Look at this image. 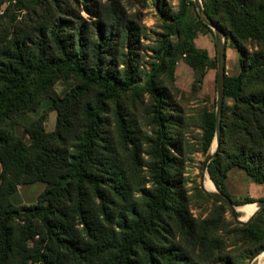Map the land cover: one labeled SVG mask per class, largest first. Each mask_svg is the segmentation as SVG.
Listing matches in <instances>:
<instances>
[{
	"label": "trees",
	"instance_id": "1",
	"mask_svg": "<svg viewBox=\"0 0 264 264\" xmlns=\"http://www.w3.org/2000/svg\"><path fill=\"white\" fill-rule=\"evenodd\" d=\"M84 1L89 8L88 0ZM165 4V0H157L167 21L155 47V59L146 71L139 67L136 26L122 15H104L91 26L70 15H57L48 30L42 25L20 29L0 46V178L5 182L0 186V264H73L52 248V241L74 252L86 251V264H202L185 252L179 238L210 249L206 234L217 226L218 219L205 220L208 225L203 221L201 226L188 207L189 197L180 181L184 117L179 104L170 106L172 97L161 82V73L172 74L175 56L184 53L196 79L201 80L205 66L215 64L216 57L194 43L199 24L211 29L198 14L196 21L189 18L194 0H179L175 11H168ZM203 6L225 32V47L229 40L239 51L240 63L236 74L224 73L223 94L233 102L223 101L219 148L207 170L234 204L253 203L256 198L232 197L225 177L230 167L238 166L253 181L264 182V0H203ZM247 40L258 46L248 48ZM124 42L127 51L121 47ZM67 76L77 82L62 96H53L50 91L55 80ZM125 94H147L151 101L153 131L146 140L152 186L143 187L140 201L132 196L118 146L120 142L127 147L130 142V160L138 165L141 137L116 104L118 139L105 127L111 102ZM48 96L54 98L57 110L55 129L46 131L36 120L25 126L31 140L24 141L14 132L13 118L34 109ZM84 97L80 106L83 120L70 148L64 138L71 123L66 107ZM201 126V148L207 151L216 130L213 110H204ZM19 179L46 182L37 203L14 205L7 200ZM112 194L122 199L116 214ZM201 194L220 210H230L214 195L203 190ZM65 201L78 213L93 243L81 242L64 227L60 218ZM15 218L25 219L26 224L14 225ZM38 219L42 234L28 247L26 238L35 232ZM231 230L236 241L249 250L264 247V205L248 223L235 224ZM217 241L219 247L221 241ZM227 260L239 264L228 256Z\"/></svg>",
	"mask_w": 264,
	"mask_h": 264
},
{
	"label": "rangeland",
	"instance_id": "2",
	"mask_svg": "<svg viewBox=\"0 0 264 264\" xmlns=\"http://www.w3.org/2000/svg\"><path fill=\"white\" fill-rule=\"evenodd\" d=\"M201 2L203 4V0ZM84 3V0H5L4 2H0V46L5 45L12 39L13 35H16V32L21 31L20 29L30 28V30H34L37 26L42 25L41 27L45 31L48 30L49 25L57 15H70L69 17L85 22L90 26L94 20L104 17V15H122L130 19L131 23L136 26L138 32L136 46L139 53V67L142 71L148 70L151 61L155 59V47L165 30V23L167 21L166 17L159 11L157 0H88L86 3L89 8ZM165 3L168 11H175L179 6V0H165ZM196 14H198L196 5L195 8L191 6L189 18L196 21ZM112 20L109 19L108 21ZM198 26L194 35V43L196 46L206 49L212 58L216 57L214 29L210 25L211 29H207L200 24ZM171 37L175 39L176 35L172 34ZM246 44L250 49L258 46L257 42L250 40H247ZM121 47L125 51L128 50L126 42ZM184 57V53H178L175 56L172 74L168 71L161 73V82L166 85L172 97L170 106H177L179 104L184 117L183 150L181 154L184 167L181 168V172L179 171L181 176L180 181L183 183L186 194L189 197L188 207L195 222L203 226V221L205 220L213 222L215 219H218V223L215 228L209 229L206 234V239L208 238L210 241V249H203V247H199L198 245H192L182 237L179 239L186 246L185 252L193 261H199L202 264H230L227 256L236 260L239 264H248L250 260L251 263H255L261 258L263 264L264 251L257 253L259 249L254 250V248H251L249 250V248L240 244V241H236L232 235L231 228L239 223L233 217L231 209L222 211L218 208L216 202L201 194L202 190L207 192L204 189L205 186L203 187L200 182L203 161L207 152L212 151L216 145L214 133L208 150L204 151L201 148L203 134L201 114L204 110H213L214 112L216 110L217 61H215V64L206 65L202 79L197 80L195 69L185 61ZM121 66H123V62L119 63V67ZM239 70V51L230 46L229 40H227L225 47V73L232 75L236 74ZM76 82L77 79L73 76L60 77L53 83L50 93H53V96L55 93L56 97H60L70 90ZM86 98L84 97L74 105H66V111L71 123L64 138L65 146H69L70 148L74 144L83 120L80 106ZM53 99L52 96L43 97L34 109L23 111L15 116L12 121V124L14 123V132L21 136L24 141L30 142L31 138L25 131V126L36 120L41 123L46 131L54 130L57 122V110ZM223 101L229 105L233 102L230 96H224V94ZM150 103L151 101L147 94H140L136 97L125 94L117 99L116 102H111L105 114V127L110 130L111 135L115 133L117 139L118 129L115 118V104L119 108V111L123 112L124 109L127 113L125 115L127 121L133 129L137 130L138 136L141 137L138 147L140 159L138 165H134L130 160L129 154L130 147L132 146L130 142L127 147L125 144L121 145L120 142L118 146L119 154L123 157L124 167L132 183V196H135L139 201L144 194L143 187L152 186V176L147 163L151 156L148 152V142L146 140V137L153 131L149 108ZM221 117L219 123L220 136ZM1 171L2 165L0 162ZM205 171L209 176L208 170ZM225 180L228 191L236 199L253 197L256 200L251 202L256 203L257 200L264 198V182L258 183L253 181L241 167H230ZM3 184L5 182L0 178V186ZM45 186L46 182L44 180L19 179L18 182L14 183L12 186L13 190L7 194L6 198L14 205L37 203L39 201V194ZM112 197L114 199L112 210L116 214L122 199L114 194H112ZM93 203L96 207L97 199L94 197ZM242 204L244 203L236 204L235 210L238 215L237 217L245 220V213L240 208ZM248 204L251 203L244 205ZM63 206L65 213L60 219L64 223V227L74 233L81 242L93 243L84 224L80 222L78 213L71 210L67 201L64 202ZM92 210L94 212V209ZM13 224L22 227L26 224V221L23 218H15ZM206 224L208 225V223ZM41 226L40 220H36L34 226L35 232L26 238L28 247L33 246L41 236ZM217 239L221 241L219 247L216 246L218 244ZM52 248L60 252L65 261H70L73 264H86L85 260L88 255L86 251L81 253L80 250L76 249L74 252L57 245L55 241H52Z\"/></svg>",
	"mask_w": 264,
	"mask_h": 264
},
{
	"label": "water",
	"instance_id": "3",
	"mask_svg": "<svg viewBox=\"0 0 264 264\" xmlns=\"http://www.w3.org/2000/svg\"><path fill=\"white\" fill-rule=\"evenodd\" d=\"M195 5L198 10V14L200 18L210 25L214 29L215 34V45H216V61H217V77H216V83H217V97H216V110H215V118H216V130H215V137H216V145L215 148L207 152L205 159L203 161L202 170H201V185H203V178H204V172L207 170V164L209 160L215 156L217 153L218 147H219V137H220V117H221V110H222V103H223V83H224V73H225V33L223 30L211 19V17L207 14L205 11L203 4L201 0H194ZM204 189L209 192L210 194L214 195L218 200L223 202L225 205H227L231 211L233 217L236 218V221L239 224H246L248 223L251 218L254 216L256 211L264 205V198L259 199L256 201V208L255 210L249 215L248 218L245 220L238 218L237 212H236V204H234L231 199L226 196L223 192H221L218 187L214 184V189L210 190L204 187ZM260 251H264V247L260 248L257 253ZM256 253V254H257ZM255 254V255H256ZM248 264H251V260L248 262Z\"/></svg>",
	"mask_w": 264,
	"mask_h": 264
},
{
	"label": "bare ground",
	"instance_id": "4",
	"mask_svg": "<svg viewBox=\"0 0 264 264\" xmlns=\"http://www.w3.org/2000/svg\"><path fill=\"white\" fill-rule=\"evenodd\" d=\"M203 185L207 188V189H214V183L213 181L211 180V178L207 175V172L205 171L204 172V178H203ZM247 204V203H246ZM244 205V204H242ZM240 206V208L244 211L245 213V217L248 218L249 215H251V213L255 210L256 208V203L253 202L251 204H248V205H244V206ZM245 218V219H246ZM243 219V218H241ZM262 259L260 258L257 262L255 263H251V264H262Z\"/></svg>",
	"mask_w": 264,
	"mask_h": 264
}]
</instances>
